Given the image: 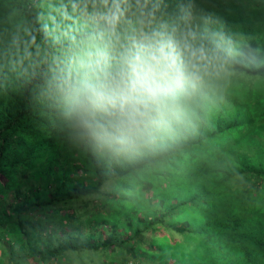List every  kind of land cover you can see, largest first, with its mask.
Segmentation results:
<instances>
[{"label": "trees", "instance_id": "trees-1", "mask_svg": "<svg viewBox=\"0 0 264 264\" xmlns=\"http://www.w3.org/2000/svg\"><path fill=\"white\" fill-rule=\"evenodd\" d=\"M126 23L141 32L130 43ZM181 107L188 117H177ZM167 124L180 138L155 151ZM202 138L214 141L211 148ZM167 159L183 165L181 175L192 180L207 170L208 159L211 174L225 169L224 176L237 178L220 190L202 183L190 197L166 195L170 186L183 188L168 183L171 167V174L157 173V163ZM68 163L69 171L80 173L69 176ZM28 176L35 187L21 189L18 178ZM261 185L264 0H0V264H61L72 260L67 251L79 255L112 241L128 248L131 238L139 241L147 217L134 202L129 219L121 221L125 237L115 232L116 222L100 241L63 232L55 209L84 203L97 190L103 199L116 191L123 203L141 198L151 207L149 224L180 234L150 240L159 264L200 260L212 254L219 237L234 234L243 241L236 246L249 245L264 260V226L246 231L244 213L236 209ZM74 206L63 217L85 219ZM39 211L51 212L43 243L22 236L17 225L20 216L28 222L29 212ZM190 213L196 223H185ZM21 237L26 244L13 247L10 240ZM130 248L134 256L143 250L136 243Z\"/></svg>", "mask_w": 264, "mask_h": 264}, {"label": "rangeland", "instance_id": "rangeland-1", "mask_svg": "<svg viewBox=\"0 0 264 264\" xmlns=\"http://www.w3.org/2000/svg\"><path fill=\"white\" fill-rule=\"evenodd\" d=\"M95 15V14H94ZM102 15H104L102 13ZM95 19L98 20L101 18V16H98L97 14L95 15ZM124 31L126 34V39L127 42L130 43L133 40H136L137 38H139V36H141V32L139 30V26L135 27V25H133L132 23H126L124 25ZM174 78H176V75H173ZM187 84H192V81H188L187 79ZM183 107L179 108V110H182L183 113H178L176 111L177 108L174 109V113H178L180 117L182 114L187 116V110L182 109ZM190 113V111L188 112ZM176 117V116H174ZM168 121L171 118H166ZM183 120H185V118H181ZM174 120H176V118H174ZM134 121L138 122V119L136 118ZM166 124V123H165ZM177 132V135H173L172 133H170V128L168 127V124L164 127L163 131H160V137H159V141L156 145L157 148H163L164 146H166L167 144H169V142L167 140H174L175 142H177L180 138L179 132ZM139 133V132H137ZM203 142L205 143V145L209 146L211 148L212 143L214 142L213 140H209L207 138H202L201 143L203 144ZM228 151V150H227ZM209 153H211V151H209ZM38 155H34L37 158L41 157L42 155H44L43 153H37ZM231 153L226 154L224 152L223 156H227L230 155ZM47 159V158H46ZM214 163L218 162V156L215 158H213ZM59 162V161H57ZM76 162V160H75ZM60 163H62L60 161ZM156 164V163H155ZM155 164L150 165L151 167H154L153 170H157V168L155 167ZM206 166H208L207 170L206 169H202V173H200V175H198V177L195 180L191 179V175L190 174H185L184 176L181 175L182 171L184 169H186L183 165H180L179 162H177V164H171L170 162H168V159L166 161H164L163 164H161L160 162L157 163V165H161L158 166V171H162V169H165L167 172H170V168H166V167H171L172 168V182L168 181V183H175L176 181H178V183H181V186L183 188H181L180 190H176V188H173L170 186L168 189V194L166 195H174V194H179L180 196L183 197H190L191 192H193L195 190L194 187H197L196 184H204L205 188L208 189L210 188L211 191L212 189H222L223 184H230L229 181L237 178L236 176H232V177H228V176H224L225 173V169H218L217 172L211 174L208 169L212 168L210 166V160H206ZM167 165H171V166H167ZM42 167L44 168V166L42 165ZM71 163H68L66 165V169L67 168H71ZM184 169H183V168ZM68 170V169H67ZM69 176H74L76 173H80L77 171H73V173L71 171H67ZM72 173V174H71ZM150 174V178L151 179H155V182L157 183V179L158 177H156L153 173H149ZM34 177L28 176L27 178L24 177H20L18 178L19 181V185L21 189H24L26 185H33L32 187H35V181L33 179ZM220 179V180H218ZM225 180V181H224ZM41 182V181H40ZM118 182L116 181L115 184H117ZM167 183V184H168ZM107 185V186H106ZM264 185H261L260 187H258L256 190V193L253 197L252 200L247 199L246 201H244L243 203H241L242 201H240L239 203L237 202L236 205V209H238L239 211L243 212L244 215V224H242L243 229H245L246 231H254L256 232H260V230L258 229L259 225L261 224L263 225L264 222ZM109 187V183H105L104 185H102V187H100V191H106V189H108ZM136 188L135 184L131 185L130 191H134L133 189ZM112 189V188H111ZM118 189V188H117ZM143 189V188H141ZM217 190V191H218ZM167 191V189L165 190ZM101 192H99L98 190L94 193H91V195L88 198V201L81 203V202H77L74 201L73 204L71 206H74L75 204H77L78 207L74 206L75 211H77L76 213L79 215L80 212H82L83 214L87 215L86 217H88V219H81V218H76L78 220H72L67 218V217H63V215H66L67 211L71 210V206L67 207L66 203H61V208L59 209H55V211L52 213V216H55L60 219L63 220L61 224V227L66 228L63 232L67 234V232H71L72 234H76L77 238H83V236H90L92 238L93 241H100L101 239H103L102 237L112 234L113 233V226L114 222H116L115 224V232L117 233V230H122L120 231V233H118L117 235L120 237H125L129 231L126 229H123V225H122V220H125L126 218L129 219L127 215L128 212V208L129 205H131V202H134L136 204L137 207H140L141 210H145L146 211V217L147 219H145V223H147V230H144L141 233V238L139 239V241L137 240V238H131V240H128L131 244L130 247H132V245L138 244L142 249L138 248L137 251V255L134 256L135 251H133L130 247L128 248L129 245H117L119 241H112V243H108L105 244L104 247L100 248V249H87V250H81V251H85L84 254H78V252H66L68 255L71 256L72 260H67V262H63L61 264H159V259H155L154 258V253L156 252L157 246L156 245H151L150 244V240L157 237L160 238L162 237L161 235H165L167 236V238L165 239V241H169V239L171 238H176L178 236H180V234L176 231H174L172 228H168L166 229V227H164L163 225H160L159 227H157L156 225H151L148 223V221L151 219H149V217H151L150 215V210L151 207L150 205L146 204L145 202L140 201V199H138L137 201L135 200L136 198L131 199L130 203H123L125 201H123L119 195L118 192L115 191V196L111 197L109 196L108 198H104L101 194ZM11 193V190H10ZM149 191H146L145 189H143V195H148ZM154 194L156 195L157 192H154ZM174 198V197H173ZM172 198V199H173ZM41 199V198H39ZM60 201L55 202V204L53 205H57L59 204ZM71 202H69L70 205ZM98 204L102 207H99ZM134 204V205H135ZM240 206V207H239ZM137 208V212L136 214L139 215L138 211H140ZM257 208H259V215L254 213L255 210H257ZM184 209V208H183ZM181 209V211L183 210ZM78 210L80 212H78ZM61 211V213H60ZM66 211V212H65ZM192 212L195 213L194 210H192ZM26 213V212H25ZM51 213V212H50ZM49 212L46 213L45 211H39L38 213H34L32 214L31 212H29L28 214V218L30 221L25 222L24 220H22V216H20V219L17 220V225L20 226L19 228V233L25 237L29 236V238L32 239H37V241H41L42 243L45 242L43 240L44 238V230L49 228L51 223L45 219V218H49L50 214ZM180 218L184 217L185 218V213L180 212ZM135 214V215H136ZM149 215V217H148ZM49 216V217H48ZM193 216V218L191 217ZM167 217H164V219ZM133 219V218H131ZM189 223H196V218L194 216L193 213H190V217L187 215L186 219L184 220L185 223L188 222ZM47 221V222H46ZM124 223V222H123ZM16 226V225H15ZM41 226H43L42 228H40ZM56 226V224H55ZM132 227V226H130ZM153 227H157L154 228L152 230ZM112 228V230H111ZM13 230H16V228H13ZM240 231V230H238ZM77 233L79 235H77ZM223 235V234H220ZM74 236V235H73ZM169 236V239H168ZM233 235L231 240H228L226 238H224L222 236L218 238V242L215 244L216 245V249L212 250V254L210 256H207L205 258H200V260H198L196 258V256H194V261L188 262L186 264H264V260L259 259L255 253H254V249L249 246L246 245L244 246L245 249H242L241 246L240 248L238 246L235 245L236 242H239L240 245L243 246V241L241 238L238 237V235L236 234ZM25 237H21L19 239V241H15V240H10L13 247L17 248L18 246L20 247L21 244H26L25 243ZM63 240V237H59L56 240ZM114 240V239H113ZM125 241V240H124ZM138 241V242H137ZM163 241V240H162ZM127 242V241H126ZM230 246V247H228ZM124 247L128 248L125 249ZM111 248V249H110ZM22 251H26V249L21 248ZM77 255V256H76ZM253 255L255 256V258L253 257ZM188 257L190 255H187ZM246 256H248V260H246ZM67 258V257H66ZM174 258H180L177 256V252L174 255ZM65 259V258H64ZM191 259V258H188ZM202 260V261H201ZM166 261L169 263L172 261V258H166ZM178 262V261H176ZM180 262V261H179ZM35 264H39V262H35ZM55 264H59L58 262H55ZM177 264H184L183 262L177 263Z\"/></svg>", "mask_w": 264, "mask_h": 264}]
</instances>
